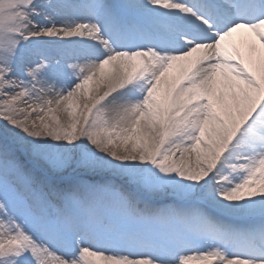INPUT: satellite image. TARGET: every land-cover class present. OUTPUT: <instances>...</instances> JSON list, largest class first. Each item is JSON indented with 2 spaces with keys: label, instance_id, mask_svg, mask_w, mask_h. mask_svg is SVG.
<instances>
[{
  "label": "snow or ice",
  "instance_id": "snow-or-ice-1",
  "mask_svg": "<svg viewBox=\"0 0 264 264\" xmlns=\"http://www.w3.org/2000/svg\"><path fill=\"white\" fill-rule=\"evenodd\" d=\"M0 264H264V0H0Z\"/></svg>",
  "mask_w": 264,
  "mask_h": 264
}]
</instances>
